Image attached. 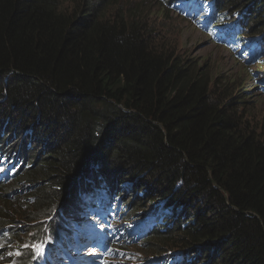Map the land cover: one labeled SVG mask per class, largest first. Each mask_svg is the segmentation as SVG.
<instances>
[{"label":"trees","instance_id":"16d2710c","mask_svg":"<svg viewBox=\"0 0 264 264\" xmlns=\"http://www.w3.org/2000/svg\"><path fill=\"white\" fill-rule=\"evenodd\" d=\"M208 1L213 19L264 52V0ZM121 9L0 0L1 171L10 166L0 172V260L18 250L17 264H73L42 257L66 247L80 198L98 193L94 181L115 198L134 180L127 213L103 215L106 225L130 223L113 248L138 242L136 260L153 264H264V121L241 111L233 82H213L155 35L142 9ZM22 182L30 199L12 195ZM111 201L95 206L112 214ZM18 217L31 228L12 230Z\"/></svg>","mask_w":264,"mask_h":264},{"label":"rangeland","instance_id":"374dc122","mask_svg":"<svg viewBox=\"0 0 264 264\" xmlns=\"http://www.w3.org/2000/svg\"><path fill=\"white\" fill-rule=\"evenodd\" d=\"M193 1L194 0H178L175 5L171 4L168 7L166 6V0H116V3L117 6L122 7V11H126L127 9L134 10L136 8L142 9V20L147 19L148 22H151L152 26L157 31L155 35L160 34V37L162 36L166 41H171L176 45L177 49H179L181 56L185 58L188 57V59L195 61L201 69L209 71L213 82H216V79L219 78L223 81L233 82V87L236 90L235 94L239 95V100L242 101L240 104V106L242 105L241 111L245 110L249 114V118L264 121V88L261 83L262 76L259 74L262 73L264 69V52L262 57L256 59L257 61L252 63L245 61L252 57L253 49L249 50L252 46V41L242 39V37H244L242 36V31L232 37L222 35L220 43L216 44L211 31L200 28L196 20L183 18L178 14L179 12L176 11V8H178L186 12L184 9L188 4L193 3ZM203 5L208 6V3ZM199 6L201 7L202 4ZM210 7H213V4H210L209 8ZM196 9L198 10V8ZM206 14L205 16L209 18L210 12ZM222 20L225 19L222 17ZM236 38L238 40H236ZM262 41L264 47V39ZM219 84L221 85L222 83ZM47 136L48 135H44L42 142L39 144L41 148L47 141ZM20 142L22 141H19L18 138L13 145H16V143L19 145L21 144ZM9 168L10 166L7 167L5 171H8ZM5 171L0 170L3 174ZM124 183V190L121 196L116 195L115 198L113 197V203H117L118 199H123L124 196L128 195H131L130 200L135 199V186L137 183L134 180H124ZM140 183H147V181L143 178L139 180L138 184ZM81 187L84 188L85 185L83 184ZM91 188L93 190L104 189V184L94 181ZM11 192L14 197H26V199L32 197L27 185L23 182L18 184ZM144 196L145 195L141 197L143 198ZM127 198L121 201L119 209L112 206V218L115 219L116 215H119L121 211H123V213L120 214L121 217L127 213L124 212V210L129 207ZM139 209H142V207ZM155 210H158V208L153 206L152 211L147 214V221L152 218V213ZM139 218L140 216L136 219ZM93 220L94 217L89 216L86 217L82 223L81 227L84 228L86 232L84 234L82 233L81 227L78 228L76 227V223H71L68 238L66 239L71 246V252L67 250V255L72 257V261L78 264H90L92 261L96 260V255L101 253L102 247L97 245L95 241L98 239V234L101 233V223H103V221L99 219ZM156 220L158 221L160 218ZM56 221L59 222L58 217ZM150 221L152 220L148 222ZM29 224L33 223L18 217L17 221L11 225V228L13 230L16 225H19L17 228H21V231L24 232L25 228H31ZM125 226L127 227L126 223L123 224V227ZM34 231L32 227L30 232L22 234L20 239H28L29 235ZM128 231H130V228H128ZM51 239H53L52 236ZM27 241L28 240H25V245L22 246H26ZM2 248H4V244ZM3 250H5V248ZM75 250L79 252L75 253ZM141 250L142 247L138 245V242L133 244L127 243L126 248L121 247V251L114 250L109 255V264H139L136 259L145 255L142 254ZM18 255V250L9 252L7 257L8 260H0V262H2L0 264H17L15 258ZM185 262L187 261L185 260Z\"/></svg>","mask_w":264,"mask_h":264},{"label":"clouds","instance_id":"9594fccd","mask_svg":"<svg viewBox=\"0 0 264 264\" xmlns=\"http://www.w3.org/2000/svg\"><path fill=\"white\" fill-rule=\"evenodd\" d=\"M174 3L175 2L172 0H166V6L167 7L170 6L171 4H174ZM178 14L181 16L180 13H178ZM199 20L200 19H198V21ZM254 61H257V60L254 59L252 62H254ZM252 62H250V63H252ZM263 71H264V69H263ZM261 76H262L261 79L264 80V75H261ZM262 84H263V88H264V83H262ZM1 168L2 167L0 166V170H1ZM95 190L98 191V193H96V195L93 192L88 193L87 195L80 198L81 200L78 201V203L76 204V205H78L77 208H75V207L73 208L76 212H79L82 215H81L80 220H76V219L71 220L69 223V226L66 228L67 233L65 234V237H64V240H65L64 243L66 244V247L63 246L62 244H54L53 246L49 247V250L42 257V260H45V259L48 260L49 259L52 261L53 260L56 261V260H59L63 257H68L70 262H72L73 264H78L77 262L72 261V259H71L72 257L67 255V250H69L71 252V246L68 244V242L66 240L68 238L71 223H76V227L80 228L82 223L86 219V217L91 216L90 214H92V213L97 215L96 213H94L95 211H98V208H96L95 205L100 204L105 198L109 199L110 201L112 200L111 204H113V196H110L107 193L104 194V189H94V190L92 189L91 191H95ZM104 195H105V197H104ZM95 197H98V200L93 202V199ZM81 205H82L83 209H81ZM116 207L119 209L120 203H118ZM116 207H114V208H116ZM93 217H94L93 221H95L96 220L95 216H93ZM146 218H147V215L145 217V220H146ZM151 219L152 218H150L149 220H151ZM101 224H102L101 231H100L101 233L98 234V239L95 242L97 245L102 247V250H101L100 254L96 255V260L92 261L90 264H109V255L114 250L121 251L120 247H115V248L112 247L114 237L115 236H124L126 233H132L131 228H130V223H126L127 227L126 226L123 227L124 223H117L116 221L112 222L110 225H106L105 223H101ZM128 228H130V231H128ZM81 229H82L83 234L86 233L84 228L81 227ZM121 229H123V230H121ZM111 230H112V232H110ZM111 234L113 235L112 237H110ZM104 244H108L109 246H105ZM74 252L77 253L79 251L75 250ZM153 261H154V259H150L149 261H138L137 260V262L139 264H153ZM59 264H62V263H59Z\"/></svg>","mask_w":264,"mask_h":264},{"label":"bare ground","instance_id":"6f19581e","mask_svg":"<svg viewBox=\"0 0 264 264\" xmlns=\"http://www.w3.org/2000/svg\"><path fill=\"white\" fill-rule=\"evenodd\" d=\"M202 4H205V3H202ZM204 7H206L205 5H203V8ZM202 10V9H201ZM191 14H193V12L191 13ZM239 32H237V34H238ZM244 37H242V39H243ZM237 39V38H236ZM238 40V39H237ZM97 188V187H96Z\"/></svg>","mask_w":264,"mask_h":264}]
</instances>
